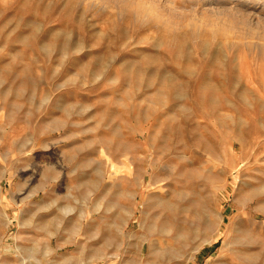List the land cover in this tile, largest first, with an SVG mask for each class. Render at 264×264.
<instances>
[{"label": "rangeland", "instance_id": "1", "mask_svg": "<svg viewBox=\"0 0 264 264\" xmlns=\"http://www.w3.org/2000/svg\"><path fill=\"white\" fill-rule=\"evenodd\" d=\"M0 264H264V0H0Z\"/></svg>", "mask_w": 264, "mask_h": 264}]
</instances>
